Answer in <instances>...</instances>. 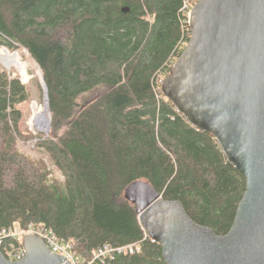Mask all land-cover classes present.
<instances>
[{"label": "trees", "instance_id": "obj_1", "mask_svg": "<svg viewBox=\"0 0 264 264\" xmlns=\"http://www.w3.org/2000/svg\"><path fill=\"white\" fill-rule=\"evenodd\" d=\"M199 1L0 0V47L35 62L51 117L48 135L25 129L28 89L0 70V233L43 227L84 263L132 245L139 253L94 264H164L124 197L137 181L181 202L198 225L230 231L245 177L161 90L191 37L184 3ZM33 141L63 181L20 151ZM21 243L9 237L0 249L7 258Z\"/></svg>", "mask_w": 264, "mask_h": 264}, {"label": "water", "instance_id": "obj_2", "mask_svg": "<svg viewBox=\"0 0 264 264\" xmlns=\"http://www.w3.org/2000/svg\"><path fill=\"white\" fill-rule=\"evenodd\" d=\"M188 24L190 40L162 94L217 140L246 190L224 236L195 223L181 202L164 200L147 182L132 183L124 197L161 246L164 264H264V0H200ZM22 245L19 261L0 249V264H71L35 235Z\"/></svg>", "mask_w": 264, "mask_h": 264}, {"label": "rangeland", "instance_id": "obj_3", "mask_svg": "<svg viewBox=\"0 0 264 264\" xmlns=\"http://www.w3.org/2000/svg\"><path fill=\"white\" fill-rule=\"evenodd\" d=\"M0 49L7 50L4 47H0ZM10 53L18 54L24 65L27 66V79H24L15 68L8 70L2 64L0 59V70L7 72L12 78H19L21 82L27 87L30 94V101L21 106V110L24 114V128L31 132L34 136H37L38 134L48 135L50 132L51 117L49 109L47 110L45 108L47 106V95L41 72L25 50H19L17 52ZM102 92V89H98L82 98L80 103L83 104L89 102ZM38 115L45 116L44 121L46 125L41 131L37 130V128L33 125V122L38 118ZM19 149L23 154L32 158L33 160H43L48 165L49 170L53 171L52 176L59 181H63L61 174L49 163V158L46 153L43 150H39L37 148L36 141L30 142L28 144H20Z\"/></svg>", "mask_w": 264, "mask_h": 264}, {"label": "built area", "instance_id": "obj_4", "mask_svg": "<svg viewBox=\"0 0 264 264\" xmlns=\"http://www.w3.org/2000/svg\"><path fill=\"white\" fill-rule=\"evenodd\" d=\"M193 7L188 4V2L184 3V7L182 12L187 14V18L189 21V16L192 11ZM26 235H35L41 238L46 245L48 246L50 252L52 254L63 256L66 261L70 262L71 264H94L95 262H103L107 259H112L115 253L122 254L127 253L130 255H135L139 253L138 246H128L124 248H119L117 250L112 249L110 246H105L104 248L98 250L92 260L88 263H84L75 253L74 246L70 242H65L56 237V235L46 230L43 227H33L30 226L26 231H21L20 229H15L14 231H3L0 233V248L4 246V240L6 238H15L19 240H23ZM7 259L10 261H19L26 256V251L23 248L21 243V247L19 248H12L11 250L7 251Z\"/></svg>", "mask_w": 264, "mask_h": 264}, {"label": "bare ground", "instance_id": "obj_5", "mask_svg": "<svg viewBox=\"0 0 264 264\" xmlns=\"http://www.w3.org/2000/svg\"><path fill=\"white\" fill-rule=\"evenodd\" d=\"M0 59L2 64L8 70H12L13 68H15L24 79H27V66L24 65L22 59L18 54H12L7 50L0 49ZM46 105H47V100H46ZM45 108L48 110V105ZM44 120H45L44 115L41 116L38 115V118L33 122V125L37 128V130L41 131L42 129H44L46 125Z\"/></svg>", "mask_w": 264, "mask_h": 264}]
</instances>
